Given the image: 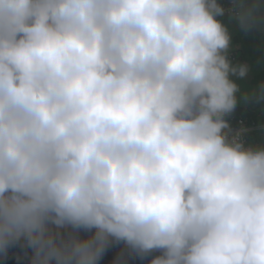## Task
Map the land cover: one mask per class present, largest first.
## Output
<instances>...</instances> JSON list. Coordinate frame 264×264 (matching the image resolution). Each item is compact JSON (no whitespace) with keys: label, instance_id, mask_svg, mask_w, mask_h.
<instances>
[{"label":"clouds","instance_id":"9594fccd","mask_svg":"<svg viewBox=\"0 0 264 264\" xmlns=\"http://www.w3.org/2000/svg\"><path fill=\"white\" fill-rule=\"evenodd\" d=\"M225 17L264 31V0H0V254L264 264V140L229 119L251 66Z\"/></svg>","mask_w":264,"mask_h":264},{"label":"trees","instance_id":"16d2710c","mask_svg":"<svg viewBox=\"0 0 264 264\" xmlns=\"http://www.w3.org/2000/svg\"><path fill=\"white\" fill-rule=\"evenodd\" d=\"M223 3H229V0H223ZM224 20L225 23L228 24L232 35L231 50L234 53L237 52L239 54V58H232L233 61L251 63V70L248 76L243 80L237 81L240 90L245 91L248 94L245 95L244 102L241 101L236 111L231 114V122L235 124L239 119L243 118L250 126L261 125V129H258L250 135L253 142L258 144L264 140V103H257L254 98H251V94L249 93L255 91L257 85L261 81H264V31L256 28L251 32L245 33L240 30L234 22L230 23L227 17H225ZM235 45L239 47H236ZM110 249L121 250L125 249V246L123 242H114L107 250ZM30 254L31 249L24 247L23 241H20L11 246L7 254H0V264H28V256ZM132 254L135 259L134 264H149L152 257L158 255L159 252L153 251L143 257L135 253Z\"/></svg>","mask_w":264,"mask_h":264},{"label":"built area","instance_id":"2783aa9c","mask_svg":"<svg viewBox=\"0 0 264 264\" xmlns=\"http://www.w3.org/2000/svg\"><path fill=\"white\" fill-rule=\"evenodd\" d=\"M228 4V3H227ZM227 4H225V6H227ZM236 47H239L237 45H235ZM230 56L231 58H239V54L236 52L234 53L232 50H230ZM229 119L232 121L231 117H229ZM232 127L234 130H240V129H244L245 131V139L248 141H251L252 143L253 140L250 137L251 133L256 132L258 129H261V125H257V126H250L243 118L239 119L237 121V123L233 124L232 123ZM264 127V126H263ZM124 253L123 256H121V253ZM120 256V264H134V256L132 253L128 252L125 249H110V250H106L104 256L102 257L100 264L101 263H107V264H114V262L117 260V257Z\"/></svg>","mask_w":264,"mask_h":264},{"label":"rangeland","instance_id":"374dc122","mask_svg":"<svg viewBox=\"0 0 264 264\" xmlns=\"http://www.w3.org/2000/svg\"><path fill=\"white\" fill-rule=\"evenodd\" d=\"M249 63V62H248ZM251 63H249V65H250ZM264 65V64H263ZM244 88H246V87H244ZM246 94H248L247 92H245V91H241L240 90V93L238 94L239 95V97H240V100L242 101V102H244L243 100L245 99V95ZM249 94H252V93H249ZM264 126V125H263Z\"/></svg>","mask_w":264,"mask_h":264}]
</instances>
